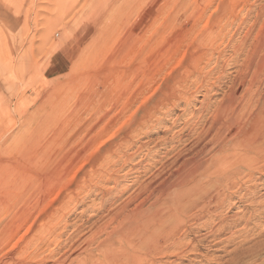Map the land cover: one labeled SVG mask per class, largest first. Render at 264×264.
I'll return each mask as SVG.
<instances>
[{
    "label": "rangeland",
    "instance_id": "374dc122",
    "mask_svg": "<svg viewBox=\"0 0 264 264\" xmlns=\"http://www.w3.org/2000/svg\"><path fill=\"white\" fill-rule=\"evenodd\" d=\"M263 4L264 0H0V264H57L65 252L91 241L110 211L160 167L159 171L168 167L176 152L186 153L202 120L207 122L238 89L240 64L252 55L255 39L264 45V10L254 17ZM251 27L248 48L235 57ZM263 83L252 89L261 93ZM168 98L166 107H158ZM207 102L210 105L203 104ZM204 107L211 113L204 115ZM193 130L198 132L194 135ZM117 151L123 158L120 155L118 163L114 158L116 163L107 169ZM102 161L104 167L99 165ZM256 165L254 175L225 172L212 181L216 190L205 187L207 196L218 194L222 201L199 213L196 223L188 222L190 233L180 236L182 244L159 257L158 264H264V248L254 259L243 255L264 243V161ZM101 173L123 181L118 191L112 183L98 186ZM125 248H116L115 256L131 258L133 253Z\"/></svg>",
    "mask_w": 264,
    "mask_h": 264
},
{
    "label": "bare ground",
    "instance_id": "6f19581e",
    "mask_svg": "<svg viewBox=\"0 0 264 264\" xmlns=\"http://www.w3.org/2000/svg\"><path fill=\"white\" fill-rule=\"evenodd\" d=\"M248 10H250V9L248 8ZM257 10H258L257 13H255L256 16H254L255 18H259V16L262 14V12L264 10V4L259 6L257 8ZM251 11H252V9H251ZM244 21H243V24H244ZM252 29H253V27L248 28V30L246 29L247 32H245L243 39H241L240 44H238L240 46V49H239L240 52H238V53L234 52L235 57H236V54H237V56H240L239 55L240 53L243 54L246 51V49L248 48L249 44L247 46V41L251 37V32L253 31ZM212 33L213 32H211L210 34H212ZM219 34L220 33L217 34V36H216L217 38L220 37L221 34L220 35ZM214 35H215V33H214ZM214 35H212L213 39L210 36L212 41L214 40V37H215ZM205 41H207V40H205ZM256 46H257V48H256ZM252 51H253L252 55L249 56L245 61H242L243 63L240 64V65H242L241 71L239 70L240 71L239 75H237V77H236L237 78L236 80L238 83V86H237L238 89L234 90V92H231V93L229 92L230 95L228 97V100L226 99L227 102L225 101L226 103L224 105H223V103H222V105H218L217 107H216V104L214 105V107H216V108L212 114H209V115H211V118L209 119L207 117V119H209V120H207V122L202 117L204 119V120H202V125L200 124L202 129L199 127L201 129V131H199V133H196V135H195V132H198V131L193 130L194 135H195V141L192 140V142L194 141V143H192L191 147L189 146L190 148L186 151V153H184L185 151L176 152V154L173 156L174 157L173 160L171 161V159H170V161H171L170 165L168 167L166 166L167 167L166 170H165L166 167H162L161 171H159L161 168L159 166L160 168L158 169V171L156 173H153L150 176L149 182L144 183V184L140 183L138 185L139 186L138 190L135 189L136 190L135 193L132 192L131 196H129L126 201L121 202V204L118 206V208L114 209V211H115V212L113 211L114 213L110 211V213H112L110 215L108 212V214H109L108 218L105 217V218H107V221L105 220L107 223L104 226L101 225L102 227L99 226L98 228H96V230H94L95 232H94V234L92 233L93 236L91 238V241L90 240L88 242L84 241L85 244L83 246L80 245L81 247H76L75 249H72V251H70L69 253L65 252L64 253L65 255L64 256L62 255V259H58L59 262L57 264H141L142 262H144L146 264H151V263L155 264V262L152 260L153 257L154 258L157 257V259H155V260H156V264H158L160 262V261L158 262V260L160 259L159 257H163V256L167 255L166 252L169 249H174V248L178 249L179 242H180V240H179L180 236L186 237L185 235L190 233L189 232L190 229L188 228L189 225L187 224L188 222L196 223L197 222V216L199 213L204 212L210 204H212V205H213V203L218 204L222 201L221 199H218V194H215L217 191L214 193L215 195L207 196V193L204 191L205 187L207 185H209L212 188V190H216L217 189L216 186H218V185H215V182L212 183V181H219L221 179L219 176L221 174L223 175V173H225V172H226V175L233 174L234 176L237 175L238 177L242 172H245V174L247 176H251V174L254 175L255 172H258V169H257V167H255V165L257 163H261L262 161H264V89L262 90L261 93H257L258 89L254 90L252 88L253 87L255 88L256 85L259 86V84L262 81H264V79L261 80V77H262V74L264 71V45H263V43L260 42L257 45V41L255 39V43H254V46L252 48ZM238 58L239 57L234 58V59L237 61ZM231 61L233 62V60H231ZM236 63H234V64H236ZM218 71H219V68H218ZM220 71H221V69H220ZM236 74L237 73H235V75ZM216 76H214V77L216 78ZM212 77H213V75H212ZM219 77H220V73H219ZM233 78H235V77H233ZM225 79H227V78H225ZM215 80H217V79H215ZM219 81H220V78H219ZM219 81H216V82L218 83ZM234 81H235V79H234ZM221 83H222V81H221ZM221 83H219L218 85H220ZM235 83H236V81L233 82V84H234L233 87H235L237 85ZM203 84H202V86H203ZM229 84L230 83H228V85ZM244 84L245 85L247 84V87H246V89L243 90L242 86H244ZM204 85H206V84H204ZM224 85H226V83ZM233 87H232V89H233ZM215 88L213 90H215ZM227 88H228V86L226 87V89ZM236 88H234V89H236ZM209 89L211 90L210 87H209ZM252 90H254V91H252ZM224 93L226 94V92H224ZM240 93H241V95H240ZM255 95H259V96L256 98ZM205 97L208 99L207 96H205ZM183 99H184V97H183ZM169 101H170V98L163 100L160 104H158V107L160 105H162V106L166 105L167 106L168 105L167 102H169ZM181 101H183V100H181ZM209 101L211 104V100H209ZM173 102L175 103V101H173ZM179 103H180V101H179ZM177 104H176V106H177ZM203 104L204 105L208 104V102L203 103ZM210 104H208V105H210ZM187 106H189V105H187ZM211 106H213V105L211 104ZM165 107H164V109H165ZM210 109H211V111L213 110L212 108H210ZM203 110L206 112L204 115H206L209 112L208 107H204ZM123 112H125V111H123ZM198 112H199V110H198ZM209 113H211V112H209ZM151 115H152V113H151ZM228 115H230V116H228ZM205 118H206V116H205ZM151 120H153V119H151ZM143 122H144V120H143ZM205 122L207 123L206 127H204ZM170 123H171V121H170ZM193 123H189V126H191L190 124H193ZM198 123H199V121L197 122V124ZM140 124L145 125L144 123H140ZM197 124H196V127L199 126V125L197 126ZM137 128L135 127V130ZM140 128H141V126H140ZM191 128H192V126H191ZM193 128H194V126H193ZM195 129H197V128H195ZM187 138L191 139L192 137L189 138V136H188ZM179 140H177V141H179ZM171 141L175 142L172 139H171ZM181 141H182V138H181ZM128 145H127V147H129ZM120 147H122V146H120ZM123 147H124V145H123ZM172 148H175V147L172 146ZM174 151L175 150H173L172 152H174ZM169 152H171V150ZM167 153H168V151H167ZM121 154H120V152H118L115 156H113V161L109 162V160H111V159H109L110 157H108L107 161L109 163H111V162L116 163V161H117V163H118V161L121 160V157L123 155V154L122 155ZM120 155H121V157H120ZM166 155H164V156H166ZM220 157H221V159H219ZM114 158L116 161H114ZM128 160L129 161L133 160V155L130 156V158ZM108 162L107 163L105 162L106 163L105 166L107 164H109ZM114 163L112 164V166L108 165L107 169L108 168L110 169V167L112 168L114 166ZM167 163H169V161ZM103 164H104V162L102 161V164H99V165L103 166ZM122 165H123V163H122ZM172 167H175L176 169L171 170L170 168H172ZM107 169H106V171H107ZM101 174H100L101 179L99 180L98 186H100L101 183H103V184L112 183L113 188L116 189L117 186L123 182L122 181L121 183H119L118 182L119 180L117 181L112 176H106L107 175L106 173L105 174L101 173ZM103 174H104V176H103ZM256 178H257V176H256ZM136 181H135V184L136 183L138 184L139 183L138 180H136ZM225 183L227 184V182H225ZM118 188L116 191H118ZM126 189L122 190L121 192H118V195L122 196V194L125 191L129 190V189H127V190ZM112 191H113V189H112ZM112 191L110 189V192H108V194L110 195L112 193ZM209 191H211V189ZM222 191H223V189H222ZM241 191H240V193H241ZM240 193H238V194H240ZM106 194H107V192H106ZM115 197L116 198H114V199L117 200V198H118V200H120V196H115ZM243 199H244V197H243ZM261 200H262V198H261ZM253 201H254V199H253ZM262 202L263 201H261V203ZM224 203L226 204V202H224ZM102 205L103 204H101V206ZM224 205H222V206H224ZM252 207H253V205H252ZM261 207H263V205ZM249 208H251V207H249ZM253 208H251V210ZM100 209H102V207ZM256 210H258V209L256 208ZM246 212H248V211L246 210ZM252 213H255V212H252ZM211 214H213V213H211ZM234 215H235V213H234ZM247 216H248V214H247ZM247 216H246V219H247ZM213 217L214 216H212V218ZM225 217H223V218H225ZM255 217H257V216H255ZM258 217H259V215H258ZM208 218H209V216H208ZM200 219H198V221ZM246 219H245V222H248L249 219H248V221H246ZM242 220H243V218H242ZM206 221H207V219H206ZM212 221H213V219H212ZM216 221L217 220H215V222ZM100 223H101V221H100ZM258 223L260 224V222H258ZM214 224H212V225H214ZM259 224H257V225H259ZM199 226L200 225H198V227ZM227 226L229 227V225H227ZM261 226H263V225H261ZM201 227H202V224H201ZM190 228H192V226ZM244 228H245V226H244ZM259 229H263V228H260V226H259ZM217 230L220 231V228ZM241 230H243V228ZM253 230H254V228H253ZM239 231L240 230H238V232ZM241 233H242V231H241ZM207 234H210V233H207ZM5 235H6V233H5ZM33 237L30 238V240L28 239L29 243H31L30 241L33 242V240L35 239ZM205 237L206 236H204L203 239ZM239 237H241V236H239ZM258 237H260V236H258ZM98 238L101 241L96 242L95 240H98ZM236 238H238V236ZM230 239H231V236H230ZM245 240L247 241V239H245ZM259 241L261 242V240H259ZM259 241H258V243H259ZM251 242H254V241H251ZM41 244L42 243H40V245H38V246H41ZM192 244H194V243H192ZM240 244H241V242H240ZM26 245H28V244L26 243ZM102 245H104L105 247L103 246L104 248L100 249V247ZM238 245L237 246L235 245V246L238 247ZM119 246H120V248L126 247L124 249V252L133 253L131 258H129V259L125 258L124 260H122V259H120L121 256L120 257L115 256L116 248H119ZM243 246L244 245H242V247ZM248 247L249 246H247V248ZM40 248H42V247H40ZM247 248H245V249H247ZM263 248H264V243H261L260 245H257L253 250H248L247 252H244L243 255L245 257L248 256V257L252 258L256 255V253L261 251ZM34 250H35V248H34ZM188 250H190V249H188ZM195 250H196V248H195ZM237 250H235L233 253L237 254L238 258L240 259L241 255L237 252ZM243 250H244V248H243ZM175 251H178V250H175ZM175 251H174V253H175ZM190 252H191V250H190ZM43 253H41V254H43ZM54 254H52V255H54ZM227 254H229V252ZM262 254L264 255V253H262ZM92 255H95V257L90 259V256H92ZM169 255H171V254H169ZM263 255H261V256H263ZM194 256L196 257V255H194ZM50 257H51V255H50ZM125 257H127V256H125ZM252 259H254V258H252ZM244 260H245V258H244ZM248 261H251V260H248ZM42 264H43V262H42ZM53 264H55V263H53Z\"/></svg>",
    "mask_w": 264,
    "mask_h": 264
}]
</instances>
